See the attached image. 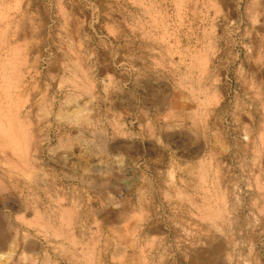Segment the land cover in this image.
Returning <instances> with one entry per match:
<instances>
[{"label":"rangeland","instance_id":"374dc122","mask_svg":"<svg viewBox=\"0 0 264 264\" xmlns=\"http://www.w3.org/2000/svg\"><path fill=\"white\" fill-rule=\"evenodd\" d=\"M0 257L264 264V0H0Z\"/></svg>","mask_w":264,"mask_h":264},{"label":"bare ground","instance_id":"6f19581e","mask_svg":"<svg viewBox=\"0 0 264 264\" xmlns=\"http://www.w3.org/2000/svg\"><path fill=\"white\" fill-rule=\"evenodd\" d=\"M203 104V103H202ZM201 104V105H202ZM194 117V116H193ZM192 117V118H193ZM196 121V120H195ZM248 134V133H247ZM249 135V134H248ZM245 137H247V135L245 136ZM251 137V136H250ZM250 137H248V138H250ZM251 139V138H250ZM81 226V225H80ZM49 227V226H48ZM69 227V226H68ZM73 230H74V228H73ZM118 232V231H117ZM115 233H116V230H115ZM120 233V232H119ZM118 234V233H117ZM76 235H77V233H76ZM70 236V235H69ZM32 248V247H31ZM10 253V252H9ZM12 253V252H11ZM77 255V254H76ZM2 256V255H1ZM1 258V257H0ZM2 258H3V256H2ZM9 258V257H8ZM4 260V259H3ZM48 261V260H47ZM12 263H13V261H12ZM47 264V263H46Z\"/></svg>","mask_w":264,"mask_h":264}]
</instances>
